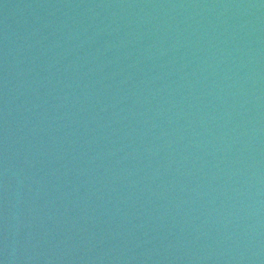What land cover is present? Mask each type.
Segmentation results:
<instances>
[{"label": "water", "instance_id": "1", "mask_svg": "<svg viewBox=\"0 0 264 264\" xmlns=\"http://www.w3.org/2000/svg\"><path fill=\"white\" fill-rule=\"evenodd\" d=\"M0 264H264V0H0Z\"/></svg>", "mask_w": 264, "mask_h": 264}]
</instances>
